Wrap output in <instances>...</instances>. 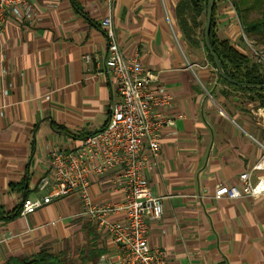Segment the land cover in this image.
I'll return each instance as SVG.
<instances>
[{"label": "crops", "instance_id": "obj_1", "mask_svg": "<svg viewBox=\"0 0 264 264\" xmlns=\"http://www.w3.org/2000/svg\"><path fill=\"white\" fill-rule=\"evenodd\" d=\"M179 1L29 0V19L6 18L0 31V264L54 246L70 247L79 258L85 245L103 251L95 264H118L115 244L77 196L53 199L27 216L19 211L24 198L47 195L39 181L50 173V151L76 149L107 123L117 99L99 26L107 15L123 55H137L171 97L166 114L174 127L163 131L158 159L145 171L150 192L163 198L161 218L149 224V246L165 253L166 264H264V196L211 198L216 186L235 184L264 160L257 93L224 84L207 58H193L189 48L202 44L182 34ZM224 24L215 13V35L222 27L223 39L248 56L236 26ZM119 174L113 169L91 178L94 205L122 199Z\"/></svg>", "mask_w": 264, "mask_h": 264}, {"label": "built area", "instance_id": "obj_2", "mask_svg": "<svg viewBox=\"0 0 264 264\" xmlns=\"http://www.w3.org/2000/svg\"><path fill=\"white\" fill-rule=\"evenodd\" d=\"M30 15L29 0H0V31L6 18L23 22ZM99 26L106 39L104 66L112 77L117 97L110 106L107 123L102 130L83 137L76 149L50 151V173L39 181V189L48 193L43 198H24L20 215H30L53 199L77 196L84 213L115 244L118 264H166L165 253L152 249L148 243L149 224L161 218L163 198L150 192L145 171L158 159L163 131L174 127V119L166 114L171 97L158 76L147 70L137 55H123L110 15L103 17ZM84 60L88 62L90 57L84 56ZM254 113L264 117V106ZM113 169L120 170L115 183L123 190V197L96 206L88 193L91 178ZM260 170H264V160L251 171L240 173L235 184L216 186L211 198L264 196V175H252ZM116 217L121 219L113 220Z\"/></svg>", "mask_w": 264, "mask_h": 264}, {"label": "trees", "instance_id": "obj_3", "mask_svg": "<svg viewBox=\"0 0 264 264\" xmlns=\"http://www.w3.org/2000/svg\"><path fill=\"white\" fill-rule=\"evenodd\" d=\"M195 1L197 6H193L190 0L179 1L176 7L178 25L188 43L194 46L199 43L202 44L207 59L215 70L212 58L208 54L203 43V32L200 31L199 33L203 23L199 22L198 18L203 13L205 20L206 0H203V3L199 0ZM228 2L232 5L243 34L252 38L258 44L264 45V0H228ZM215 12L216 6L214 5L210 28V44L225 74L238 83L264 85V66L235 50L228 40L220 39L215 35ZM218 78L224 84L232 88L257 93L256 97L259 100V106H264V91L237 88L226 83L219 76ZM0 213H2L1 208ZM102 254L103 251L97 248V246L88 245L86 249L80 253L79 259L81 264H87L89 262L95 264L96 260L99 259ZM60 255H62V253H60ZM60 255L59 253L54 254L47 249H42L38 253L25 258H10L3 264H62Z\"/></svg>", "mask_w": 264, "mask_h": 264}, {"label": "rangeland", "instance_id": "obj_4", "mask_svg": "<svg viewBox=\"0 0 264 264\" xmlns=\"http://www.w3.org/2000/svg\"><path fill=\"white\" fill-rule=\"evenodd\" d=\"M199 1H201V3H203V0H199ZM215 6H216V12H215L216 15H219L220 17H222L223 21H226V24H224L223 27L230 29L229 25L232 22L236 26V29L238 31V38L237 39L240 41V44L242 45L243 50L247 53L248 57H250L253 61H259V64L264 66V45L258 44L252 38L247 37L245 34H243V31H242V29H241V27L237 21L236 15H234L235 12L232 8V5L228 2V0H215ZM231 15H233L232 18H231ZM198 20H199V22L203 23V26H201L200 30H199V33H200V31L203 32V28H204V24H205L203 13L200 15ZM217 20H220V18L219 19L217 18ZM228 20H230V23ZM171 28L173 31L172 37L174 36V38L180 43L179 47H181V49L183 48V50H184V45L181 43L182 41H181L180 37H177V33H176V30H175V27L173 24H172ZM221 31H223L222 27H221ZM221 31L218 32L217 36H218V38L223 39L225 37V34ZM199 37H200V34H199ZM189 49H190V51L192 50L191 51L192 56L196 61L197 60L200 61V59L203 60V58H207L206 53H205L202 45H200L199 48H197V49L196 48H189ZM197 52H198V54H197ZM86 246L87 245L83 246L82 249L85 250ZM47 250L51 251L54 254L59 253V255H60V253H62V255H60L61 260H62V264H81L80 259L77 258L76 256L74 257L73 256L74 254L72 255L70 247H67V246L55 247L54 246L53 248H47Z\"/></svg>", "mask_w": 264, "mask_h": 264}, {"label": "water", "instance_id": "obj_5", "mask_svg": "<svg viewBox=\"0 0 264 264\" xmlns=\"http://www.w3.org/2000/svg\"><path fill=\"white\" fill-rule=\"evenodd\" d=\"M193 6H197L195 0H190ZM215 0H206V7H205V24L203 28V43L204 46L212 58L215 71L217 72L218 76L224 80L226 83L235 86L237 88L243 89H257L264 91V85H255V84H242L238 83L232 79H230L224 72L222 65L217 57V55L213 52V49L210 44V28H211V19H212V12L214 9Z\"/></svg>", "mask_w": 264, "mask_h": 264}]
</instances>
